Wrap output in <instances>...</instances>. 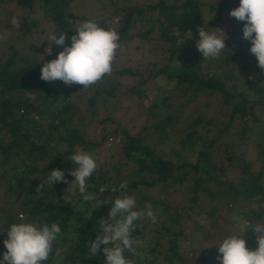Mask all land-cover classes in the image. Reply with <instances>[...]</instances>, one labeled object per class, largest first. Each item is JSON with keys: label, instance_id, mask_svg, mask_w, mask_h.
<instances>
[{"label": "trees", "instance_id": "trees-1", "mask_svg": "<svg viewBox=\"0 0 264 264\" xmlns=\"http://www.w3.org/2000/svg\"><path fill=\"white\" fill-rule=\"evenodd\" d=\"M9 1L30 11L50 12L55 24L52 33H66V44H71L75 21L79 18L70 11L72 0H0V6ZM231 1L235 2V8L240 4V0H227L226 4ZM204 6L201 0L170 3L158 0L144 7L122 5L96 21L99 26L118 33V49L135 38L149 40L156 32V38L167 45L169 57L161 66L146 70L145 76L130 68L114 69L115 81L106 74L88 88L73 84L77 86L73 93L71 86L61 80L40 79L42 61L56 59L64 46L52 45L47 39L52 55L44 53L42 60L36 53L44 43L29 57L22 58L15 48L7 57L0 56V191H3L0 194L3 197L0 261L7 251L4 241L13 223L42 226L55 222L61 227V234L48 260L42 264H105L104 246L99 255L91 256L88 244L100 234L99 221L108 218L110 202L129 195L137 201L135 210L143 209L148 202L144 189L155 185L164 190L165 196L169 189L181 190L183 194L180 209L174 208L172 212L169 203L160 201L163 207L158 214L163 218L158 222H135L136 228L131 233L134 241L141 239L150 244L149 251L160 257L159 264L207 263L205 260L211 256L202 248L181 251L179 240L184 234L181 219L188 218L191 232L199 233L206 228L214 229L216 224L212 221L220 218L219 212H232L241 204L247 206L244 212L247 224L242 227L241 235L247 248L258 247L257 238L251 239L250 234L254 224L264 222V121L256 114V111L264 114V71L258 67L257 58L248 54L251 42L242 39L246 22L234 17L219 21L218 12L222 7L217 6L210 7L215 12L206 21ZM115 15L118 18L112 26ZM23 22H26L24 17ZM219 24L226 29L230 27L232 32L227 33L225 29L224 32L232 45L222 51L219 61L223 67L213 71L208 68L212 59L205 63L195 40L199 39L198 27L208 25L217 29ZM237 30L238 37L234 36ZM128 74H139L141 78L130 88L139 100L146 98L145 89L140 85L158 76L173 83V89L187 94L178 101L169 89L158 101L146 103L145 123L133 134L124 127H110L109 116L97 119L96 107L107 104V97L111 99L118 91L117 78ZM213 94L222 99L225 110L230 108L226 111L227 119L205 117L200 104L191 113L186 110L187 117L182 119L183 111L196 98ZM74 96L95 109L89 112L88 118L79 109L76 113ZM207 105L205 99L203 106ZM95 120L102 129L100 136L92 138L89 129ZM170 136L178 138L180 147H171L166 152L161 145ZM109 139L113 140L111 148L105 145ZM102 147L109 156L98 163L97 154ZM250 147H256L254 157L245 156L244 149ZM77 149L92 154L98 164L86 181L90 200H84L77 188H70L75 178L69 173L77 165L68 159ZM16 159L20 161L18 165L14 163ZM53 169L64 171L68 182H57L37 192ZM121 183L127 187L120 188ZM102 187L104 192L100 191ZM160 202L150 201L156 208ZM234 232L232 227H227L228 236ZM217 234L221 236V232ZM213 236V233L202 234L205 240ZM133 247L136 248L135 244ZM124 255L133 264H155L156 258L141 259L136 251L125 250Z\"/></svg>", "mask_w": 264, "mask_h": 264}, {"label": "clouds", "instance_id": "clouds-1", "mask_svg": "<svg viewBox=\"0 0 264 264\" xmlns=\"http://www.w3.org/2000/svg\"><path fill=\"white\" fill-rule=\"evenodd\" d=\"M230 17L246 22L243 27L242 39L251 42L250 52L258 60V67L264 71V0H240L238 7L232 9ZM15 28L20 27L19 19H11ZM75 34L71 36V44L67 45L66 33L49 34L52 45L64 46L56 59L42 61L40 79L46 82L63 81L67 86L73 84L83 85L88 88L99 82L106 74L113 71V61L118 48L119 35L115 30L105 29L94 20H86L75 26ZM199 39L195 40L197 50L206 59L218 58L226 49V33L221 29L198 27ZM7 37V32L0 33V40ZM45 55H52L47 48ZM77 167L70 170V175L75 179L71 186L78 189L84 200L92 197L86 193V181L97 169L98 164L92 154L77 149L69 159ZM57 182L67 183L65 172L53 169L43 180L37 192ZM121 183L120 188H126ZM101 192L105 188L100 189ZM115 191V189H113ZM108 218L99 221L100 234L94 241L89 242V255L97 256L103 245L106 256L105 264H133L126 259L124 252H135V241L131 237L136 228L137 221L145 217L155 222L156 216L150 202H146L143 210L136 208V199L124 195L111 201ZM242 218H238V223ZM258 234L255 250L246 247L244 235L238 232L225 237L218 245L217 260L220 264H264V222L251 227ZM61 234L58 223L36 225L30 222L13 223L7 231L4 244L7 248L0 264H42L47 261L53 251V244ZM57 255L59 252L57 251Z\"/></svg>", "mask_w": 264, "mask_h": 264}, {"label": "rangeland", "instance_id": "rangeland-1", "mask_svg": "<svg viewBox=\"0 0 264 264\" xmlns=\"http://www.w3.org/2000/svg\"><path fill=\"white\" fill-rule=\"evenodd\" d=\"M158 0H72L70 2V11L73 15L79 16V18L75 21V25L82 23L86 20H94L97 21L100 18H105L108 16V14L111 12V10L114 9V7H120L122 5L127 6H134V5H140L144 7L146 4L155 3ZM167 3H170L175 0H165ZM182 0H179L181 2ZM205 6L203 10V16L206 21H209L214 14V10L210 8L211 6H217L222 7V9L218 12L219 21L223 19L231 20L229 13L232 9L235 8V2L231 1L229 4H226L227 0H201ZM228 5V6H227ZM154 15V14H153ZM15 16L19 19L20 27L15 28L11 24L12 17ZM23 17L25 18L26 22H23ZM118 18V16H112V26L115 25V21ZM34 20L35 22H33ZM238 21V20H237ZM29 26V31L26 29V25ZM138 27L140 26L137 23ZM217 25V24H216ZM233 27H236L235 23L232 24ZM55 27V24L51 20V14L49 13H43L37 9H34L30 11L29 9L21 8L17 4H15L13 1L7 2V4L0 6V33L7 32V37L4 40H0V56L2 58L7 57L11 52L12 48H15V50H18L20 53V56L22 58L32 56L34 53H36V49L41 43H44L41 47V50L39 53H36L37 57L42 60V57L44 53H46L47 48L51 49V46L47 44V39L49 37V34L53 32ZM211 28V27H210ZM217 29H221L224 31L226 30L227 33H230L231 29L225 28L224 26H221L220 24L216 26ZM232 28V27H231ZM136 29V28H135ZM232 32V31H231ZM236 32V33H235ZM156 32L152 33V38L149 40H141L139 38H135L132 41L129 42L128 45L123 46L122 48H117L115 59L113 61V70L116 69H124V68H130L132 72H138L142 73L145 76V71L149 69H155L162 64H164L169 57V53L167 50V45L160 39L156 38ZM234 36L238 37L239 33L238 30L234 31ZM183 42V41H182ZM226 48H229L232 44L230 40H225ZM249 55H254L250 52V49L248 50ZM203 57V55H201ZM255 56V55H254ZM220 58H222L221 55L216 58L206 59L205 63H209L208 68L210 70H217V68H222L223 66H220ZM252 61V60H251ZM239 72H235V75H238ZM109 75V74H108ZM110 76L113 78L112 81H115V75L114 73H111ZM119 80V87L116 94H114L111 99L107 97L109 100L107 104H105L102 107H96L97 111V119L99 120L102 117H110V121L108 122V125L110 127L116 126L117 128L124 127L127 128L131 134L134 133L135 130H138L142 123H145V117H144V105L148 103L149 101L155 100L158 101L163 95H166L167 90L172 89L171 93L180 101L183 96L185 97L187 93L183 94V92L180 89H173V83L166 82V80L162 76H158L155 78H149L145 83L141 84L140 87H144L146 98L143 100H139L137 98V95L134 91H131L130 88L141 81V78L139 74L135 75H126V76H119L117 78ZM263 81H260V85H262ZM59 87L63 86V84H58ZM70 90L74 93V91L77 90L76 85H72L70 87ZM216 95V94H215ZM213 94L210 97L200 96L199 98H196L190 106L187 107L183 112L182 119L185 117L186 110L191 113V111L198 107L199 104L202 106L201 112L205 114V117L207 118H226L227 119V113L225 110V104L222 103V99L215 97ZM253 96V95H252ZM207 99L208 105L207 107L203 106V103ZM74 100L77 103L76 113L81 111L83 117L88 118L89 112L91 110H94L93 108H88L87 104L85 103V100ZM203 102V103H202ZM256 114L264 121V114H260L258 111H256ZM147 121V120H146ZM97 120L93 121L92 127L89 129L90 135L92 138L98 137L101 134L102 127L100 124H97ZM182 122H184L182 120ZM108 126L107 129H110ZM253 136V135H252ZM255 136V135H254ZM111 139H109L106 142V146L108 148H111L113 146ZM111 143V144H109ZM171 147H174L175 149H179L180 144L177 137L170 136L166 143L164 145H161V148L164 149L166 152L169 151ZM103 147L98 151L97 154V161L98 163L103 160V158H106L109 156V153L106 151L103 152ZM245 156L247 157H254L256 151V147H250L249 149H244ZM16 165L20 163L18 159L14 162ZM127 171V170H126ZM41 178V177H39ZM75 187H72V190H74ZM167 191V190H166ZM3 191H0V194H2ZM144 193L148 195V202L151 200H159V202H167L170 204L171 211L174 212V208L180 209L179 206L183 203L182 202V191L181 190H175V189H169L168 195L165 196L164 190L160 189L159 186L155 185L153 187H149L144 189ZM3 197H0V202H2ZM158 203L157 208L153 207L156 219L155 222H158L163 217L159 216V211L161 207H163L162 203ZM137 205V201H136ZM246 204H241L237 207H235V210L232 212H226L221 211L219 212L220 218L217 220H213V224L215 226L214 229L206 228L203 232H191V226H190V220L188 218H182L180 221L181 227L184 231L183 236L180 237V249L181 251H186L187 249H195V248H202L203 252L208 254L210 259L205 260L209 264L212 262L217 261L216 264H220V261L217 260L218 253V245L220 242L228 236L227 227H232L236 232H238L241 235V229L243 226H246L247 222L245 219L244 212L246 209ZM209 208V207H208ZM173 209V210H172ZM135 210V209H134ZM139 210H143L142 208ZM238 218H242V222L238 223ZM231 219V223H229V220ZM143 220L146 221V223L152 220L145 217ZM141 221V220H140ZM137 221V222H140ZM202 221V220H200ZM202 223V222H201ZM224 223L226 225H224ZM152 225H150L151 227ZM226 226V227H225ZM218 230L221 232V236L217 233ZM209 233L214 234V238L211 240H205L202 237V234L208 235ZM217 235V236H216ZM258 234L255 232V230L252 231L250 234V238H257ZM135 251L138 253L139 258L145 259L154 257L156 258L155 264H159L161 261L159 256L154 255V251H149L150 244L147 242L142 241L141 239L135 241ZM190 247V248H188ZM156 256V257H155ZM198 264V263H197ZM203 264V263H199Z\"/></svg>", "mask_w": 264, "mask_h": 264}, {"label": "built area", "instance_id": "built-area-1", "mask_svg": "<svg viewBox=\"0 0 264 264\" xmlns=\"http://www.w3.org/2000/svg\"><path fill=\"white\" fill-rule=\"evenodd\" d=\"M19 216H21V215H19Z\"/></svg>", "mask_w": 264, "mask_h": 264}]
</instances>
